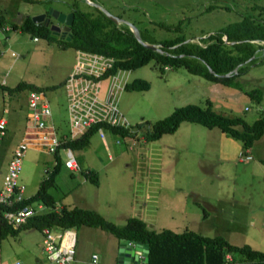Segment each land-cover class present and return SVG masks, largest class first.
Masks as SVG:
<instances>
[{
  "label": "rangeland",
  "instance_id": "obj_1",
  "mask_svg": "<svg viewBox=\"0 0 264 264\" xmlns=\"http://www.w3.org/2000/svg\"><path fill=\"white\" fill-rule=\"evenodd\" d=\"M91 1L96 5L86 0H0V9L10 18L0 26V80L5 78L0 91L7 94L6 88L16 82L28 83L26 89L6 97L10 121L2 138L5 147L10 141L15 145L22 135L23 98L32 89L43 91L56 133H67L65 78L78 69L88 71V60L80 59L73 47H61L56 35L51 39L36 35L34 39L19 27L24 14L48 8L66 12L67 6L76 5L89 13L107 11L120 19L113 21L122 28L130 29V22L147 43L184 39L202 45L203 36L236 21L242 13L264 19V0ZM261 55L257 52L255 59ZM99 57L103 58L102 66L108 63L106 57ZM246 68L234 79L236 86L206 79L181 65L163 68L154 58L135 68H118L98 80H79L112 109L115 121L127 127L154 121L186 103L204 106L208 99L216 111L240 115L251 122L264 113V61ZM97 70L90 69L92 73ZM136 77L146 79L148 88H123L124 82ZM0 107L7 110L3 103ZM102 134L94 131L81 148H59L57 159L46 149L27 147L18 174L23 193H33L56 161L53 183L48 188L56 208H93L116 224L135 216L155 230L186 229L219 235L230 243L264 251V162L257 158L264 155V137L246 150L240 140L216 126L209 128L185 120L174 131L153 140L144 139L139 131L120 137L102 127ZM65 159L76 160L78 168L68 169ZM86 170L95 172L96 184L85 177ZM72 229L73 255L67 264H117L116 237L111 232L85 224ZM43 237L42 229L36 227H19L14 234L6 233L0 238V264L15 259L21 264H59L46 257ZM236 254L232 253L234 257Z\"/></svg>",
  "mask_w": 264,
  "mask_h": 264
},
{
  "label": "trees",
  "instance_id": "obj_2",
  "mask_svg": "<svg viewBox=\"0 0 264 264\" xmlns=\"http://www.w3.org/2000/svg\"><path fill=\"white\" fill-rule=\"evenodd\" d=\"M67 7V10L73 12L68 30L69 38L67 39L66 35L58 37L61 40L58 44L61 47L70 46L76 50L111 59L109 65L96 78L109 76L118 68H135L146 63L150 58H154L163 64V68L167 65H181L191 73L201 75L206 79L236 86L234 79L246 71L247 65L256 61H264V19H259L250 13H242L236 21L225 25L215 33L203 36L201 39L204 42L203 45L190 40L169 39L156 42L161 48V50H156L137 41L128 27L122 28L116 25L101 11L89 13L76 5ZM30 16V14H24L17 25L30 32L33 37L40 35L51 39L53 34L50 30L43 24L33 22ZM8 18L5 11L0 9V26L3 27ZM11 22L15 25V21L11 20ZM165 27L170 26L165 25ZM223 35L225 39L222 38ZM260 41L263 43H259ZM257 52L262 53L259 60L255 59ZM227 72L230 74L221 75ZM27 85L25 81H18L6 90L8 93L15 94L26 89ZM148 86V81L140 77L123 84V88L130 90H144ZM246 91L248 92L249 89ZM257 100H260V96ZM183 120L197 122L209 128L216 126L225 134L240 140L243 147H249L255 139L264 135V113L248 122L240 115L223 114L216 111L208 99L204 106L186 103L174 107L170 113L161 118L151 122L142 121L131 127L105 121L94 123L79 136L61 141L52 153L57 159L58 150L61 147H84L90 135L99 126L120 137L128 135L130 137L135 131H139L144 139L153 140L163 133L174 131ZM261 161L264 162V158ZM56 163L55 161L53 167L40 180L32 194L11 207L0 205V208L13 209L25 203L42 202L48 207L47 210L32 214L16 226L1 217L0 238L8 232L14 234L19 227L58 226L72 229L85 224L104 228L118 239L147 241V264H264V251L252 248L248 244L230 243L219 235L207 236L186 229L179 232L169 228L155 230L148 228L143 219L135 216H127L123 223L116 224L105 219L93 208L76 205L55 209L54 198L48 192V188L53 183ZM84 174L91 182L97 183L95 172L86 170ZM233 252L237 253V256L234 257Z\"/></svg>",
  "mask_w": 264,
  "mask_h": 264
},
{
  "label": "built area",
  "instance_id": "obj_3",
  "mask_svg": "<svg viewBox=\"0 0 264 264\" xmlns=\"http://www.w3.org/2000/svg\"><path fill=\"white\" fill-rule=\"evenodd\" d=\"M78 53L80 59H83V61L88 60V63H86L88 71L78 69V71H72L66 78L65 85L68 94L66 105L67 133H60L59 135L56 133L51 120L50 106L42 90L32 89L26 94L27 125L23 137L12 147L6 169L2 175L0 185V205L2 207H11L25 197L23 185L18 182V174L22 156L27 147L31 146L53 152L61 141L79 136L94 123L105 121L111 124H121L112 117V109L97 98L84 82L79 80L83 78L98 80L99 78L96 77L109 65L111 59L106 57L105 60H108V63L102 66L101 60L103 58L99 57L101 55L80 50H78ZM87 57H91V59ZM92 60L93 62H99L101 65H94ZM91 68L95 70L99 68V70L92 73ZM4 82L5 79L2 78L0 83L3 84ZM4 123V119L1 118L0 140L4 134ZM96 130L99 131L100 136H103L102 126H99ZM64 165L70 170L78 168V164L74 159H65ZM39 207V204L25 203L13 209L0 208V218L3 217L8 223L16 226L38 212ZM51 228L52 226L41 228L44 234L42 241L45 255L59 264H67L73 255L74 231L71 228L56 226L52 232ZM93 259H95V255ZM10 264L21 263L18 259H15Z\"/></svg>",
  "mask_w": 264,
  "mask_h": 264
},
{
  "label": "water",
  "instance_id": "obj_4",
  "mask_svg": "<svg viewBox=\"0 0 264 264\" xmlns=\"http://www.w3.org/2000/svg\"><path fill=\"white\" fill-rule=\"evenodd\" d=\"M86 1L91 3V4H95L91 0H86ZM104 12L112 20H114L116 22H118L120 20L119 18H116L115 16L110 15L107 11H104ZM48 13H50L58 21L63 23L61 27L56 23H52L49 25L50 29L54 33H58L61 29L62 33H67L66 38L68 39L69 38L68 37V33H69L68 30H69V25L72 22L73 12L71 10H69L67 12H63V11L58 10V9L49 8ZM30 17H31L33 22H38V24H39L40 21H42V19L44 18V12H39V13L33 14ZM44 22L45 23L48 22L47 17L44 18ZM127 23L130 27V30L133 32L135 38L137 39V41L141 42L146 47H150V48L156 49V50H161L159 45L156 43L144 42L140 38V35H139L137 28L133 24H131L130 22H127ZM229 74H230V72H227V73H224L221 75L227 76ZM119 244L120 245L117 248V255H118L117 256V264H147V261H148V242L147 241H144V242H142L140 240L132 241V240L120 238Z\"/></svg>",
  "mask_w": 264,
  "mask_h": 264
},
{
  "label": "crops",
  "instance_id": "obj_5",
  "mask_svg": "<svg viewBox=\"0 0 264 264\" xmlns=\"http://www.w3.org/2000/svg\"><path fill=\"white\" fill-rule=\"evenodd\" d=\"M77 52H78V50H76ZM71 73V72H70ZM69 73V74H70ZM69 74L66 76V78L69 76ZM65 78V83H66V79ZM5 79V78H4ZM2 83H0V85H1ZM0 90H1V88H0ZM0 93H1V100H0V104H4L5 106L7 105V110H6V108L5 107H0L1 109H0V119L1 118H3L4 119V121H5V123H4V134H5V132H6V127H7V122H8V125H9V117H10V115L7 113L8 111H9V105H8V100H7V96L10 98V95L7 93V94H5V92H3V90L2 91H0ZM66 94H67V91H66ZM67 98H68V94H67ZM12 99V98H11ZM23 101H24V106H25V104H26V108H25V111H24V113L22 114V117H23V126L21 127V130H22V135H21V137H20V139L23 137V135H24V130H25V127H26V125H27V115H28V108H27V103H25L26 102V96H25V98H23ZM6 110V111H5ZM5 113H6V115H5ZM3 134V135H4ZM261 137H264V136H260L259 138H257V139H255L253 142H257V141H259V139L261 138ZM2 138H3V136H2ZM2 138H1V140H0V185H1V179H2V175H3V173H4V171H5V169H6V165H7V161H8V159H9V156H10V153H11V150H12V147L14 146L13 145V143H12V141H10L9 142V144L7 145V147H5V145L2 143ZM19 139V140H20ZM261 141V140H260ZM253 142H252V144L249 146V147H245V149L247 150V149H250L251 147H252V145H253ZM4 145V146H3ZM260 161H261V159L262 158H264V155H259L258 157H257ZM23 189H24V187H23ZM36 190V189H35ZM32 194V193H31ZM25 195V194H24ZM30 195V194H29ZM26 196H28V195H25V197ZM33 204H39L40 205V207L38 208L39 209V211H44V210H46L44 207H46L42 202L40 203V202H32ZM55 209H59L58 207L56 208L55 207ZM54 227H56V226H54ZM114 257H115V261L117 262V248L119 247V239L118 238H115L114 239Z\"/></svg>",
  "mask_w": 264,
  "mask_h": 264
},
{
  "label": "flooded vegetation",
  "instance_id": "obj_6",
  "mask_svg": "<svg viewBox=\"0 0 264 264\" xmlns=\"http://www.w3.org/2000/svg\"><path fill=\"white\" fill-rule=\"evenodd\" d=\"M48 9H49V8H48ZM48 9L44 10V18L47 17V18H48V22L45 23V22H44V18H43L42 21H40L39 24H43V25H45V26L50 30V32H51L53 35H56V36L59 37V38L65 36L67 33H62L61 29H60V31H59L58 33H54V32L50 29L49 25L52 24V23H56V24H58L60 27L62 26L63 23L60 22V21H58L55 17H53L50 13H48ZM67 11H69V10H66V12H67ZM37 23H38V22H37ZM65 37H66V36H65Z\"/></svg>",
  "mask_w": 264,
  "mask_h": 264
}]
</instances>
